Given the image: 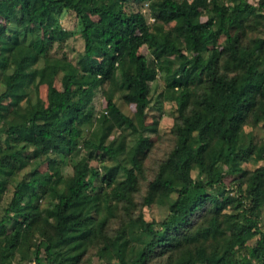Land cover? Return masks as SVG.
I'll return each instance as SVG.
<instances>
[{
    "label": "trees",
    "instance_id": "trees-1",
    "mask_svg": "<svg viewBox=\"0 0 264 264\" xmlns=\"http://www.w3.org/2000/svg\"><path fill=\"white\" fill-rule=\"evenodd\" d=\"M149 1L0 0V203L10 173L36 161L16 183L0 216L1 264L23 249L33 231L41 236L30 241L34 264H79L90 244L101 238L99 261L92 264H158L154 260L163 256L164 264H264V37L243 42L240 36L247 20L263 15L264 0H158L155 18L177 22L172 28L184 39V48L172 29L151 28L136 7ZM206 2L212 13L202 19L199 8ZM64 11L74 12L80 25L81 68L72 73L43 61L38 70L49 76L46 98H37L29 117L22 118L11 99L25 98L21 84L29 78V68L56 41L72 35L58 25ZM5 40L13 43L9 53ZM146 44L158 67L173 72L169 86L180 88L176 102L181 115L175 145L144 197L148 211L157 196L168 198V212L161 218L141 212L131 218L144 237L135 250L128 239L103 238L105 220L99 213L103 203L110 205V197L131 198L151 146L144 128L151 123L146 109L157 72L148 66ZM165 53L179 58V65L162 64ZM124 59L133 63V70L124 67ZM258 62L263 63L261 70ZM118 68L131 114L111 97ZM106 82L107 116L132 130V142L113 145L105 144L102 135L97 142L81 137L80 125L91 118L95 88ZM248 122L261 134L246 131ZM12 141L23 145L13 146ZM79 143L111 153L113 163L101 174L85 155L72 158V173L66 177L61 167ZM126 155L131 165L124 162ZM250 158L253 168L244 164ZM120 170L127 175L123 180L117 179ZM227 176L232 195L225 188ZM96 178L110 188L107 194L96 192ZM41 190L49 202L45 207L36 202ZM202 218L205 224L199 222ZM109 248L115 254L112 260L104 257Z\"/></svg>",
    "mask_w": 264,
    "mask_h": 264
},
{
    "label": "rangeland",
    "instance_id": "rangeland-1",
    "mask_svg": "<svg viewBox=\"0 0 264 264\" xmlns=\"http://www.w3.org/2000/svg\"><path fill=\"white\" fill-rule=\"evenodd\" d=\"M227 4H232L237 0H223ZM136 6V5H135ZM158 0L149 1V3H139L137 8L143 12L148 23L151 25L153 30H157V27L161 28L163 31H169L172 29V36L177 35L176 30H173V26L177 23L176 21L170 22L168 24L162 23L160 20L155 18L154 14L157 10ZM212 5L206 2L205 6L199 8L198 17L202 16L205 19L207 15L212 13ZM264 15V12H261ZM260 15L255 17L253 20H247L246 26L240 33L243 42H248L250 39L256 36L264 37V16ZM58 25L64 27L65 29L71 31L72 35L62 42L56 41L50 51L40 58L39 62L34 64L32 68H29L30 76L29 78L21 84V90L25 93V98L20 100L17 97L11 99L14 102V109L23 117H29L31 112V104L39 98L43 101L47 94V79L48 74L42 77L39 73V65H42L43 61L46 63H52L55 65H60L65 69H69L72 73H76L81 68V62L79 60L80 55L84 52V39L80 35V25L78 23L77 17L72 11H64L58 16ZM178 45L182 48L185 47V42L183 38L178 37ZM4 51L9 53L13 47V43L9 40L4 41ZM187 53V50H183ZM95 52L98 53L99 50L95 48ZM143 52L147 56L148 66L154 68L157 72L155 80L150 86V101L146 109L148 118L151 123L144 128L145 136L150 137L151 146L148 150L146 157L141 163V168L138 171L137 176V188L132 193L131 198L126 201H119L110 197L107 206L103 203V208L99 213V219H104L105 224L103 226V238H116L119 236V241L123 239H128L129 247H133L135 250L143 245L144 237L139 233L137 223H132L131 218L138 215V213L145 214L146 217L150 218L155 216L156 218H161L168 212L169 199H160L159 196L154 198L152 203V209H145L144 197L147 194L149 183L155 178L158 171L160 163L167 157L176 142V132L175 123L180 120L181 112L178 109L176 102V96L178 95L180 88L170 87L169 81L173 72H167L164 69H160L158 64L151 53V49L146 44L143 46ZM163 63L165 66L173 63V68L177 67L180 63L179 58L173 56L169 53H165L163 56ZM172 62V63H171ZM124 67L133 70V63L128 59L123 60ZM263 63L258 62L257 68L261 70ZM77 80H81V76L77 77ZM110 90L109 83H103L95 88V93L92 97L90 107L92 110L91 118L88 122L80 125V134L82 139L87 138L92 141H99L100 136H103L104 143L117 144L124 141L125 144L132 142L136 135L127 126L118 127L114 121L108 118V110L105 107V95ZM126 85L122 81L121 69L118 68L116 71V80L114 86L111 88V97L121 106L123 111L127 113H132V108L124 101V95L126 94ZM17 98V99H16ZM29 98V100H27ZM13 114L9 113L8 117H12ZM253 129L252 123L248 122L246 125V131ZM254 134H261V130L257 127L253 129ZM260 137V136H259ZM243 142H247V138L243 139ZM13 146H22L23 143L12 141ZM28 147V145H26ZM83 155L88 157L91 164L99 169L102 174L105 172L107 167L111 165L114 161L113 155L105 150L100 152L94 151L89 148H84L80 143L76 145V153L70 155L66 162L62 165L61 171L67 177L72 173L73 161L72 158H80ZM36 161L32 162L30 166L26 169L12 171L9 175V186L3 195V199L0 203V216L3 213L4 207L9 202L12 192L16 183H18L21 178L25 175L24 173L35 164ZM124 162L126 165H131L129 157L126 155L124 157ZM245 166L248 168H253L255 166V161L250 158L247 162H244ZM126 173L120 170L117 179L123 180L126 178ZM231 177H226L227 184L231 183ZM45 184V181H43ZM96 185V192L100 195H105L109 192V187L100 179L96 178L94 180ZM232 185V183H231ZM231 185L225 186L226 191L229 194H233L234 191L231 190ZM64 184L58 185V189H62ZM227 188L229 190H227ZM44 189V187L42 188ZM37 200L41 207H45L49 204L47 196L43 191L37 194ZM13 216V215H11ZM202 224H205L204 219H200ZM262 227L264 229V216L261 221ZM91 227L96 226V220L92 221ZM90 227V228H91ZM92 229V228H91ZM92 231V230H91ZM41 240V236L38 231H33L32 235L29 236L23 249H18L15 252L14 257L10 259L7 258L8 264H34L33 259L30 257L33 255V250L35 245L30 244V241L38 242ZM103 244V239L101 238L97 244H90L88 250L82 256V261L79 264H92L99 261L98 253L100 247ZM65 249V250H64ZM43 251V249L41 250ZM63 251H68L67 248H63ZM105 259L112 260L115 254L111 250L104 255ZM167 256L159 257L154 260V263L164 264L166 262ZM1 264V263H0Z\"/></svg>",
    "mask_w": 264,
    "mask_h": 264
}]
</instances>
